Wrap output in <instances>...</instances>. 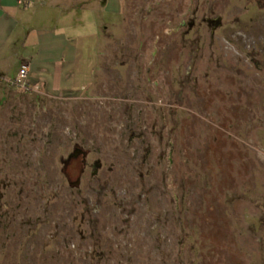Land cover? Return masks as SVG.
<instances>
[{"label":"rangeland","instance_id":"rangeland-1","mask_svg":"<svg viewBox=\"0 0 264 264\" xmlns=\"http://www.w3.org/2000/svg\"><path fill=\"white\" fill-rule=\"evenodd\" d=\"M42 3L97 62L73 96L0 80V264H264L258 0Z\"/></svg>","mask_w":264,"mask_h":264},{"label":"crops","instance_id":"crops-1","mask_svg":"<svg viewBox=\"0 0 264 264\" xmlns=\"http://www.w3.org/2000/svg\"><path fill=\"white\" fill-rule=\"evenodd\" d=\"M0 0V80L28 63L29 87L73 96L87 87L97 62V36L42 15V0ZM80 27V24H79Z\"/></svg>","mask_w":264,"mask_h":264},{"label":"built area","instance_id":"built-area-1","mask_svg":"<svg viewBox=\"0 0 264 264\" xmlns=\"http://www.w3.org/2000/svg\"><path fill=\"white\" fill-rule=\"evenodd\" d=\"M18 4L22 5L23 2H21V0H19ZM28 70H29L28 63L21 62L19 67H18L17 74H16L15 78L9 80L10 84L29 87L28 82H27ZM30 88L33 90H38L39 86L34 85V86H31Z\"/></svg>","mask_w":264,"mask_h":264},{"label":"trees","instance_id":"trees-1","mask_svg":"<svg viewBox=\"0 0 264 264\" xmlns=\"http://www.w3.org/2000/svg\"><path fill=\"white\" fill-rule=\"evenodd\" d=\"M258 2H259V4H260V6H262L263 8H264V0H258ZM82 156V155H81ZM79 157V156H78ZM78 157H70V159H66V161H65V165H68V164H70L74 159H77ZM84 156H82L81 157V159H80V162H81V167H80V170L79 171H81L83 168H84Z\"/></svg>","mask_w":264,"mask_h":264},{"label":"flooded vegetation","instance_id":"flooded-vegetation-1","mask_svg":"<svg viewBox=\"0 0 264 264\" xmlns=\"http://www.w3.org/2000/svg\"><path fill=\"white\" fill-rule=\"evenodd\" d=\"M77 150H80V149H75L73 152H75V151H77ZM80 151H81V152L78 153L77 155H74L73 152H72L71 154H69V156L67 157V160L70 159V157H78V156H80V155H82V156L85 157L86 153L84 154V152H83V154H82V150H80ZM77 179H78V178H77Z\"/></svg>","mask_w":264,"mask_h":264},{"label":"water","instance_id":"water-1","mask_svg":"<svg viewBox=\"0 0 264 264\" xmlns=\"http://www.w3.org/2000/svg\"><path fill=\"white\" fill-rule=\"evenodd\" d=\"M81 151L80 150H77L75 152H73L74 155H77L78 153H80Z\"/></svg>","mask_w":264,"mask_h":264}]
</instances>
